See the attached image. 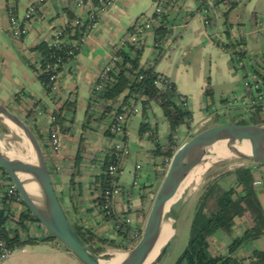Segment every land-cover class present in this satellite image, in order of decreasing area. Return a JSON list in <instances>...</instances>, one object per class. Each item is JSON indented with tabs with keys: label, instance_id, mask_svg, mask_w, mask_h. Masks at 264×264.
Listing matches in <instances>:
<instances>
[{
	"label": "trees",
	"instance_id": "trees-1",
	"mask_svg": "<svg viewBox=\"0 0 264 264\" xmlns=\"http://www.w3.org/2000/svg\"><path fill=\"white\" fill-rule=\"evenodd\" d=\"M74 0H69V4L63 9L66 21L62 25L53 27V32L56 34L51 36L50 40H42L36 44L31 51L37 55L36 64L32 65V69L37 75L38 81L41 83L46 96L53 102L55 94L53 93L54 80L52 78L63 73L65 68L71 69V64L76 60L80 53L83 41L88 34L93 30V24L99 23L101 16L96 12L93 13V19L82 20L74 10ZM104 2H114L115 0H103ZM19 0H14L13 13L17 17V4ZM93 5L97 7L98 12L107 11V7L101 5L99 0H91ZM158 4H162V0H156ZM198 11L209 9L211 4L208 0H198ZM238 4V0H215L213 7L223 5L225 11L223 32L225 36L224 44H217L224 50H230V60L235 69L234 63L238 59L242 60L248 56V52L244 49V38H234L231 34L232 25L229 22V14ZM175 4H167L163 8L160 17L154 12L151 18L146 21H152L159 17L157 25L153 26L152 31H146L142 38L137 42H129L128 35H133L137 28L142 26L140 17L136 20L133 27L122 38L121 42L113 47L110 70L103 76L98 77L93 85L89 105L87 111V122L84 125V130L92 121H102L106 118H112L116 115L125 112L127 121L132 116L139 112L144 118L147 117L148 111L151 109V104H157L163 113L164 119L169 126V133L163 145L158 141L157 132L143 123L140 127L139 136L149 135V139L153 142V148L149 151L152 159H155L154 166L156 176L159 181H162L169 163L175 152L181 147L176 136L179 129L184 126L187 130V138H192L191 133L193 115L186 103L180 100L181 94L177 91V87L170 78L156 71V64L164 53V46L168 42L174 28V24L179 20L176 13L173 16ZM178 11V10H177ZM207 20L211 29L214 24V17L209 16ZM78 22V23H77ZM144 22V21H143ZM76 23V24H75ZM148 33H152L154 37V45L157 50V55L154 60L149 63L143 62V54L145 49L144 38ZM25 36H21L18 40H23ZM261 62L256 61L253 67V73L258 77V80L264 86V72ZM65 75V73L63 74ZM205 108L216 109L215 112L221 113L217 118H223L221 124L226 123V119L235 115L238 118V124H256L264 122V117L261 116L263 111V102L251 105L248 102H243L238 99L237 102H230L229 98L221 101V105L216 107L214 102V92L212 87L207 83L205 88ZM14 101L20 107L23 119L31 126L36 134L40 144L42 145L46 160L50 157H56V154L49 152L48 142L52 140L54 130L62 135L71 133L72 124L75 120L77 111V100L75 94L69 93L65 100L59 105L54 106L49 111V107L43 100L35 99L27 94L24 90L14 95ZM27 101V104L24 103ZM123 106L131 109L128 114L123 111ZM100 107L99 118H95L93 111ZM138 108L135 113L134 109ZM10 109V108H9ZM12 110V109H10ZM48 116V123L41 127L39 124L41 116ZM71 115V116H69ZM236 122V121H235ZM127 124V122H126ZM5 127L0 126V131H5ZM197 134V133H194ZM104 136L109 139L113 138V134L109 129H106ZM181 137V136H180ZM84 138L82 137V143ZM123 141L127 147L126 126ZM81 148L74 158V167L70 179V199L74 208V214L80 215L78 210L77 199L83 194V184L80 182L82 177V169L84 166V157L81 155ZM105 159L103 160V172L93 176L90 183L91 192L93 194V204L89 212H95L99 218L96 224L85 225L80 220L72 221L69 215V220L72 227L80 239V241L94 254H99L105 251L106 247L118 249H129L135 245L142 235L140 225H137L133 220L127 222V217L132 213L130 200L127 201V207L116 211L114 208V199L109 203L105 200V192L112 193L120 189L123 192L122 186L119 184V179L122 169V159L115 158L113 148L104 150ZM94 162V161H93ZM115 163L117 170L115 175L108 172L109 165ZM55 167V166H54ZM49 167L50 173H54L56 168ZM264 167L260 164L246 163L233 168H225L224 170L208 171L205 180L197 194L191 202V225L190 237L187 246L182 253L177 257L174 264H264V252L256 251L250 262H242L231 255L237 249L248 241L257 240L264 237V209L259 201L255 185L259 177L258 168ZM2 171V169L0 168ZM4 173V172H3ZM4 175H6L4 173ZM141 190V206L149 198L152 192ZM123 198L126 193L123 192ZM127 196H129L127 194ZM131 196V195H130ZM132 197V196H131ZM24 204V202H23ZM25 206V204H24ZM139 215L146 218L143 207L137 211ZM247 213L252 216L254 226L245 230L243 235L233 241L228 247V255H212L210 251V238L220 230L230 231L234 228L236 221L243 218ZM80 219V216H78ZM27 222H37L31 212L26 208L18 219L13 213L8 210H0V241L4 242L6 248L15 251L26 245H36L42 242H49L55 247L67 249L54 236L35 237L27 232ZM10 223V230L7 224ZM111 224L114 226L115 234L107 236L100 234L102 230L101 224Z\"/></svg>",
	"mask_w": 264,
	"mask_h": 264
},
{
	"label": "crops",
	"instance_id": "crops-1",
	"mask_svg": "<svg viewBox=\"0 0 264 264\" xmlns=\"http://www.w3.org/2000/svg\"><path fill=\"white\" fill-rule=\"evenodd\" d=\"M7 1L0 0V103L14 111L20 110L14 101V95L24 90L35 99L43 100L50 111L54 105L46 96L36 73L31 67L37 62V55L31 49L40 41L46 40L52 34L53 27L65 23L66 18L63 9L69 4V0H48L41 8L31 30L23 40H17L11 34ZM33 1L35 0H19L16 10L18 18H23L27 6ZM169 1L176 5L175 8H172L173 16L179 13V20L174 24L173 32L164 46V53L156 64V71L170 78L175 83L177 91L186 99L188 108L193 115L192 130L193 133H197L200 127L207 129L215 126L211 122L215 116H219L222 110L219 109L218 112H215L216 109L213 108L207 110L204 106L205 103L202 107H198V102H203L206 99L205 88L208 81H206L207 77L203 70L197 80L193 79L192 72L188 75L194 58L200 56L211 68L212 89L216 95L214 102L217 108L221 105L222 100L232 96H238L239 100L242 99V93H240L242 75L232 67L229 51L224 50L211 39L201 12L198 11V0ZM214 1L208 0L211 5ZM156 4V0H115L111 7L101 15L97 26L83 41L80 53L62 80L64 94L67 97L69 93L75 94L77 111L71 133L62 135L61 150L56 154V157L50 156L47 162L49 167L55 166L54 168H56V171L51 175L54 187L59 199L63 202L64 210L73 215L72 221L80 220L85 225L96 224L99 221L94 211L89 212L94 197L90 188L93 176L96 175L94 169L92 167H83L82 169L83 174L79 180L83 184V194L76 200L80 215L74 214L70 199L72 192L69 185L74 158L79 149L81 148V155L86 157L87 154H96L104 147L105 143L104 132L109 124V118L102 121H92L88 126L89 128L84 130L91 89L98 79L100 71L110 62L113 47L121 42L139 17L141 18L140 22L151 18ZM214 9L212 31L220 34L224 40L223 13L225 7L219 5ZM229 22L233 27L232 36L244 38L246 42L244 49L248 54L259 57L264 67V0H238V4L229 14ZM144 43L143 62L149 63L157 55L152 33L145 36ZM24 103L27 104V101ZM159 108L157 104L153 103L146 118L139 112L132 115L126 124L127 151L122 159L123 171L119 184L130 186L136 182L138 188L136 190L140 194L143 193L141 187L142 189L145 188L144 191L146 192H153L158 190L162 183L156 176L157 168L154 166L155 162L158 161L152 159L149 152L153 148V142L149 139L148 134L143 137L139 136L140 127L145 123L157 132L159 143L164 144L168 136V127L163 124L162 110ZM100 110V107L94 109L95 118H99ZM40 122L41 127L46 126L48 116H41ZM180 129H184L181 137H179ZM180 129L176 138L178 143L183 145L189 139L186 128L182 126ZM82 137L84 138L83 143ZM258 172L259 177L255 188L264 209V167L258 168ZM123 201V196L115 197L114 208L116 211L126 206ZM131 201H133L132 213L127 217L141 226L144 217L137 213L142 208L141 200H136L133 197ZM190 214V210H188L189 219H191ZM253 226L252 216L247 213L243 218L236 221L232 230H220L215 233L210 238L212 255H228L230 244L240 238L245 230ZM256 251L264 252V237L248 241L231 256L248 263ZM0 264L84 263L68 249L55 247L49 242H42L15 250L8 260L0 261Z\"/></svg>",
	"mask_w": 264,
	"mask_h": 264
},
{
	"label": "water",
	"instance_id": "water-1",
	"mask_svg": "<svg viewBox=\"0 0 264 264\" xmlns=\"http://www.w3.org/2000/svg\"><path fill=\"white\" fill-rule=\"evenodd\" d=\"M0 118L3 123L13 125L27 141L28 150H20L21 159L15 161L24 162V158L30 157L33 159V163L28 164L27 169L36 180L38 194L33 195L29 192L20 177L18 164L7 157V153L11 152L12 148L6 150L0 145V168L12 181L34 218L84 264H105L104 261L111 260L102 259L92 253L76 235L56 193L43 148L31 126L21 116L1 103ZM240 139H248L253 144L248 153L240 151L239 147L234 145ZM215 148L223 149L222 151L226 148L231 156L228 155L215 161L212 165L227 159H242L264 165V122L225 123L212 126L197 133L181 145L169 163L140 239L128 252L124 253L125 257L119 264H160L168 251L171 239L167 241L164 252L157 261H149V258L162 239L166 206L200 162L215 158L213 150Z\"/></svg>",
	"mask_w": 264,
	"mask_h": 264
},
{
	"label": "built area",
	"instance_id": "built-area-1",
	"mask_svg": "<svg viewBox=\"0 0 264 264\" xmlns=\"http://www.w3.org/2000/svg\"><path fill=\"white\" fill-rule=\"evenodd\" d=\"M48 0H35L31 2L24 13V16L22 19L18 18V16H14L13 13V5L14 0H8L7 1V13L9 16V22H10V31L12 36L15 39L21 38V36H26L29 31L31 30V26L34 22V20L38 17L39 12L41 8L47 3ZM99 3L105 7H107V10L111 7L113 2L108 1L104 2L103 0H99ZM171 4L169 0H162V4H156L154 12L159 15L162 14L163 8H165V5ZM74 10L78 14L79 18L82 20L86 19H93V13H97L100 16L103 14V12L99 11L97 7L93 5L91 0H74L73 1ZM215 9L211 5L209 9L201 11V15L203 18V22L207 28L210 26V22L207 20L209 16L214 17ZM159 17L154 18L152 21H144L142 22V26L138 27L136 32L133 35H128L127 40L129 42H137L142 38L144 33L146 31H152L153 26L157 25L159 22ZM65 22V21H64ZM78 23V22H77ZM76 24V23H75ZM98 23L93 24V28L97 26ZM210 32L211 39L216 44H224L226 41L223 40V37L220 34L214 33L211 29H208ZM243 33V32H241ZM56 33L52 31V34L46 39L50 40L51 36L55 35ZM241 35V34H240ZM228 51V50H227ZM231 51L229 50V53ZM262 62L259 57L253 56L248 54V56L245 59H238L237 62L234 63L235 69L241 73L242 80L240 83V93L241 97L243 98V102H248L251 105L258 104V102H263L264 105V86L263 84L258 80V77L253 73V67L255 62ZM262 64V63H261ZM111 64L108 63L104 66V68L100 71L99 77L103 76L107 71L110 70ZM233 66V64H232ZM0 71H1V63H0ZM67 73V68L63 71V73L58 74L52 78L54 80V86H53V93L55 94V99L53 100V105H59L61 101L65 100L67 96L64 94V90L62 89V80L64 78L63 74ZM180 100L184 103H186V99L184 97H181ZM230 102H237L238 96H232L229 98ZM123 111H126L128 114L131 112V109L127 108L126 106H123ZM139 110L138 108L134 109V112L137 113ZM94 113V112H93ZM261 116L264 117V106L263 111L261 113ZM230 119V123H237L238 118L235 117V115L232 117H228ZM236 121V122H235ZM127 122V115L124 113L116 115L112 118H110L109 124L106 127V129H109L110 132L113 134V138L109 139L108 137H105V143L104 147L98 151L96 154H87L86 157H84V166L83 167H92L95 171V174H101L103 172V160L105 159L104 150L106 148H113L115 153V158L117 160H120L121 157L126 153L127 147L126 144L123 141L124 132H125V126ZM105 129V130H106ZM48 149L49 152L54 154H58L61 150V147L63 145L62 142V134L58 132V130H54L52 134V140H50L48 143ZM42 146V145H41ZM94 161V162H93ZM117 165L115 163H112L109 165L108 172L111 175L116 174ZM136 182L132 183L130 186H126L123 188V192L126 193V197L123 198V202L126 204L125 207H127V201L131 199V196L138 192ZM123 192L120 189L115 190L113 193L111 191L105 192V200L109 203L112 199H115L116 196L120 195L123 196ZM127 194L129 196H127ZM131 195V196H130ZM27 207L24 206L23 201L18 194V191L12 181L4 175L3 171L0 170V210L5 209L8 210L9 213H13L16 219L20 217V214L26 209ZM128 223H131V219H127ZM10 223L7 224L8 230H10ZM102 230H100V234H106L107 236H113L115 234L114 226L111 224H102ZM27 232L31 236L35 237H46L50 236V232L44 228V226L39 222H27ZM14 251H11L10 249L6 248L3 241H0V261H6L8 260Z\"/></svg>",
	"mask_w": 264,
	"mask_h": 264
},
{
	"label": "rangeland",
	"instance_id": "rangeland-1",
	"mask_svg": "<svg viewBox=\"0 0 264 264\" xmlns=\"http://www.w3.org/2000/svg\"><path fill=\"white\" fill-rule=\"evenodd\" d=\"M202 70L205 73L204 75L207 77L206 78V81H208L207 83H209V85L211 87H213L212 81H211L212 72H211L210 66L208 64H206L205 61H203V59L200 58V56H197L194 58L191 66H190V70H189L188 75H190V72H192L193 79L197 80V77L200 75ZM207 83H206V85H207ZM205 100L206 99H204L203 102H198L199 108L203 106V104L205 103ZM214 101H216V95L215 94H214ZM151 105H153V103ZM204 106H205V104H204ZM159 109H161V108H159ZM12 111L17 113L22 118L24 117V115L20 111H14V110H12ZM160 112H161V110H160ZM196 116H199V114H196ZM161 117H163V121H164L163 124L168 127V133H169V126L164 119L163 113H162ZM222 121H223V118H217L215 116L213 119V122H211V121L210 122H211V124L214 123L216 126V125H221ZM226 123H230V119L227 118ZM0 126L1 127L3 126L6 128L5 131H0V142L2 143V147L4 149L9 150V149H11L12 144L19 142V140L16 136H14L12 134L11 130L9 129V127L5 123L0 121ZM203 126H206V125H203ZM183 130L184 129H180V133H179L180 136L184 132ZM203 130H205V128L200 127V129L198 130L197 133H199ZM191 134L196 135L193 132ZM184 135H185V133H184ZM246 163H247V161L242 160V159H227V160H222V161L216 163L215 165H212L210 168H208V170L204 173L199 186L195 190H193L192 194L190 195L188 200L185 202L183 208L181 209L182 211L180 210L179 214L174 216V218L172 219V225H171L172 226V235L170 238L171 239L170 246L168 248L166 255L164 256V258L160 262V264H174L177 257L182 253V251L187 246L188 241H189V237H190V225H191V219H189L188 210H191V202H192L194 196L199 191L200 187L202 186L208 171H210V170L211 171L212 170L221 171V170H224L225 168H233V167L240 166V165H243ZM157 191L158 190L153 191L152 194L149 196V198L144 202V204L142 206L143 209L145 210V214H146V218H143V224L141 225L142 231H143L147 216L149 214V211L151 209V206L153 204V201L155 199ZM139 196H140L139 191L137 193L133 194V197L136 200H139V199L141 200V198ZM133 197H131V198L133 199ZM60 202L62 204V207H64L63 202L61 200H60ZM132 202L133 201H130L131 207H132ZM65 212H66L68 218H70L68 213L70 214L71 217H73V215H71L70 212L67 213L66 210H65ZM133 246L134 245H132V247ZM131 248L123 250V249H118V248H113V247H106L104 252L96 254V255L102 259L109 260V259L113 258V253H116V252L126 253Z\"/></svg>",
	"mask_w": 264,
	"mask_h": 264
},
{
	"label": "bare ground",
	"instance_id": "bare-ground-1",
	"mask_svg": "<svg viewBox=\"0 0 264 264\" xmlns=\"http://www.w3.org/2000/svg\"><path fill=\"white\" fill-rule=\"evenodd\" d=\"M0 121L3 122L1 118ZM4 123L9 127L12 134L16 136L19 140V142L12 144L11 146L12 151L7 153V157L10 158L11 160H14V162L18 164L17 166L20 170V177L26 184V187L28 188L29 192L33 195H37L39 192L38 185L36 183L34 176L30 174L27 169L28 164L33 163V159L30 157L26 159L22 158L24 162L15 161L21 159L20 150H28L27 141L13 125L6 122ZM0 145L2 146L1 142ZM234 145L238 146L239 147L238 149L244 153H248L251 150V147H253V144L248 139H240L236 141ZM213 150L216 155L215 158H210L208 160H204L200 162L198 167H196L190 173L188 179L182 184L180 189L177 191V193L174 195V197L169 201L168 205L166 206V220L164 221L162 239L160 240L157 249L150 256L149 261L155 262L162 256L165 249V245L172 235V226H171L172 219L174 218V216L179 214L180 210L183 208L185 202L188 200L193 190H195L199 186L204 173L208 170L209 167L212 166L213 162L218 161L228 155L231 156V154L227 151L226 148H224V151H222L223 149L221 150L220 148H215ZM124 257H125L124 253L116 252L113 253V259L109 261H104V263L119 264L124 259Z\"/></svg>",
	"mask_w": 264,
	"mask_h": 264
}]
</instances>
